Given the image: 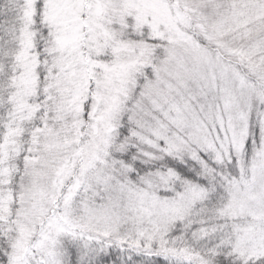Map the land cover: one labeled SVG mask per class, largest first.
I'll use <instances>...</instances> for the list:
<instances>
[{
  "label": "snow or ice",
  "instance_id": "6c2138e0",
  "mask_svg": "<svg viewBox=\"0 0 264 264\" xmlns=\"http://www.w3.org/2000/svg\"><path fill=\"white\" fill-rule=\"evenodd\" d=\"M0 264H264V0H0Z\"/></svg>",
  "mask_w": 264,
  "mask_h": 264
}]
</instances>
